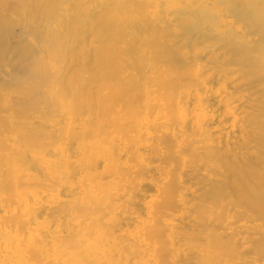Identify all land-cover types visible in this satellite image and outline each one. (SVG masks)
<instances>
[{
  "label": "bare ground",
  "instance_id": "bare-ground-1",
  "mask_svg": "<svg viewBox=\"0 0 264 264\" xmlns=\"http://www.w3.org/2000/svg\"><path fill=\"white\" fill-rule=\"evenodd\" d=\"M219 3L232 17H245L248 29H254L261 42L258 46L263 45V11L251 14V6L238 0H0V264L173 263L179 219L173 211L157 207L160 195L163 196L156 191L161 179L157 173L151 175L156 164L151 169L145 156L150 149L148 141L154 135L152 128L140 125V139L128 148H118L113 135L119 130L110 123L117 115L116 108L110 105L107 95L101 97L106 96L102 98L103 105L107 100L108 104L101 106L102 99L95 94L98 88L80 81L85 72H79L78 63L87 66L83 61L89 49L76 52L78 57L83 53L78 63L75 57L77 65L68 59L74 47L84 44L92 48L96 40H91L90 34L84 37L83 31L91 22L95 25L93 20L101 21L100 15L109 16L111 6L142 5L139 10L143 7L147 23L167 24L178 15L186 28L203 36L222 37V28L232 31L229 37H241L230 20L219 18L214 23H203L211 18L212 9ZM79 36L84 43L78 46ZM242 49L245 54L249 47ZM93 61H89L91 65ZM90 64L85 71L94 70L97 65L92 68ZM147 79L148 82L150 78ZM95 85L102 92L104 85ZM218 95L200 89L189 99L196 115H189L178 125L184 129L199 124L205 133H230V127L224 125L226 118L232 117L226 115L230 109ZM65 111L70 114L65 115ZM135 119L128 117L124 126H132ZM131 156L136 158L140 177L125 185H105L108 177L126 170ZM99 160L111 175H97L94 166ZM46 177L48 190L31 193L42 180L48 182ZM147 187L154 193H146ZM184 196L185 192L180 191L170 199L174 211L183 205ZM71 199L80 205L75 211L72 204L66 206ZM55 204L58 209L54 210L59 213L54 216L49 212ZM250 228L246 223L236 226L240 234L254 226ZM243 238L247 244L248 238Z\"/></svg>",
  "mask_w": 264,
  "mask_h": 264
},
{
  "label": "rangeland",
  "instance_id": "rangeland-1",
  "mask_svg": "<svg viewBox=\"0 0 264 264\" xmlns=\"http://www.w3.org/2000/svg\"><path fill=\"white\" fill-rule=\"evenodd\" d=\"M238 1L248 3L251 14L262 10L264 15V0ZM124 6H111L109 16L100 15L101 21L93 20L95 25L91 22L89 28L84 29V37L90 34L91 40H101L100 45L97 41L96 46L94 41L92 48L84 46L82 34L79 42L76 40L77 45H82L72 47L73 51L70 50V58L68 56L67 59L76 64L75 57L78 60L81 54L83 56L81 53L78 57L76 52L93 49L88 50L85 60H82L84 63L81 62H86L88 66L89 61L94 60L93 64L97 65L90 64L95 67L94 70L91 68L92 72L85 71L90 68L86 64L80 65V59L77 61L79 72H85H81L80 81H86V86L91 88H98L95 94L101 99L106 97L101 96H109L106 99L116 108L117 115L110 123L116 131L119 130L113 135L118 148H128L140 139L137 134L140 125L152 128L154 135L148 141L150 149L145 156L149 158L151 169L156 164L151 175L157 173L161 179V186L156 191L163 196L160 195L157 207L173 211L179 219L172 264H264V42L258 46L255 30L248 29L247 19L232 17L220 3L212 9L211 18L204 19L203 23H214L219 18L230 20L241 32V37H229L232 31L223 32L222 28L219 39L212 34L203 36L186 28L178 15L174 17L178 19L170 20V23L157 25L148 22V25L149 19L143 13V7L142 12L139 10L142 5ZM179 22L180 28L176 25ZM68 43L67 49L71 46ZM248 47L251 51L247 49L244 54L242 48ZM89 52H93L94 56ZM143 71L145 74L141 75ZM147 78H150L148 82ZM96 83L98 86L102 83L106 88L101 85V89L104 88L101 92ZM200 89L220 94L218 97L222 99H218L230 109L227 110L230 113L225 114L232 116L227 117L224 123L230 127V133H205L199 124L190 128L184 126V129L178 125L189 115H196L189 99L196 96ZM103 99L101 106L109 102L107 100L103 105ZM64 114L70 113L65 111ZM128 117L136 119L132 126L125 127L123 122ZM130 158L127 159L126 170L108 177L105 185L115 182L125 185L140 177L136 158ZM94 170L103 178L111 175L100 160ZM45 179L48 182L42 180V184L33 188L31 193L48 190L49 178ZM93 187L98 188L96 184ZM180 191L185 192L183 208L179 210L177 207L174 211L170 199ZM145 192L154 193V189L147 187ZM71 204L74 211L80 207L73 199L66 206ZM54 208L58 209L57 204L49 214L55 216L59 210ZM239 223L254 228L241 235L236 229ZM243 236L248 238L247 244L242 242L245 241Z\"/></svg>",
  "mask_w": 264,
  "mask_h": 264
}]
</instances>
